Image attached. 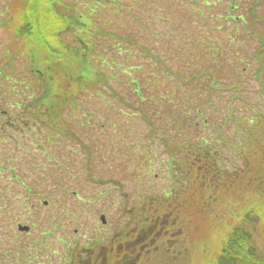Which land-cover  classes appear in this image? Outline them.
Wrapping results in <instances>:
<instances>
[{
    "label": "rangeland",
    "instance_id": "rangeland-1",
    "mask_svg": "<svg viewBox=\"0 0 264 264\" xmlns=\"http://www.w3.org/2000/svg\"><path fill=\"white\" fill-rule=\"evenodd\" d=\"M67 1L76 0L63 3ZM96 1L77 0L74 10L46 6L39 9L38 17L40 3L35 0H0V101L11 104L7 107L8 120H12L8 125L24 130L26 124L20 112L25 109L24 99L33 91L43 92L44 82L26 69L24 48L30 47L37 53L35 57L43 58L48 70L59 77L55 81L57 109H39L46 124H40L41 118L34 117L36 110L29 107L35 123L43 128L41 136H51V142L42 139L39 145L30 147V151L24 149L17 156V160H22L23 172L15 171L13 175L27 184L29 193L8 181L9 186L4 188L8 199L0 196L5 207L0 210V264H27V258L14 259L15 247L33 253L37 237L45 248L48 246L44 264H62L57 258L67 252L66 243L77 241L79 251L84 244L91 247L100 240L103 246L98 263L105 261L109 248L108 264H214L226 233L238 222H246L248 212H252L247 221L255 227V246L264 255V155L251 156L237 123L255 120V112L264 116V0H236L238 8L223 23L219 15L228 9L227 0L213 5L205 0H117L118 5L101 0V6L91 10ZM30 6L33 11L28 30L33 34L28 46L23 47L11 34L16 33L13 24L23 19L21 11ZM58 11L78 15L79 22L74 23L75 15L68 19ZM240 15L246 24L231 19ZM46 16L49 26H37L33 21ZM82 23L88 26L82 29ZM219 26V30L215 28ZM99 30L104 34L92 32ZM234 32L235 41H228ZM43 34L50 42L64 44L65 50L80 42L81 52L87 57L99 56L94 59L95 67L72 59L56 62L62 53L51 48V44L47 46L49 41L43 40ZM115 43L121 46L117 44V48ZM210 47L216 50L215 54H211ZM55 51L58 56L53 54ZM46 57L50 60L45 61ZM101 57L115 61L110 59L108 68L101 64ZM83 72L86 76L81 75L79 80ZM81 81L92 90L83 85L82 91L78 90ZM138 81L145 99L142 102L134 92ZM164 92L167 96L162 99L159 95ZM197 93L202 98L203 113L209 116L206 127L199 125L198 132L203 138L213 133L212 156L223 159H219L220 167L207 161L197 163L199 159L189 155L176 159L174 171L170 172L177 175L176 184L186 190L177 197L158 198L163 190L178 187L169 180L168 154L178 143L183 144L182 154L187 153L191 124L182 129L187 119L182 113L193 112ZM68 97L74 98L75 104L66 103L61 111L60 102L65 103ZM149 97H157L154 104L146 102ZM190 98H194L192 102ZM32 101L33 98L28 99L27 104ZM15 102L20 103L18 109H14ZM56 114L61 119L58 123ZM170 114L177 123L172 129L166 124ZM257 123L254 121L253 127ZM66 129L71 136L63 133ZM1 130L0 139L7 128ZM181 131L184 142L179 137ZM173 149L179 151V147ZM209 152L213 154L212 150ZM135 161L151 170L143 167V172L136 174ZM208 167L215 177L206 173ZM190 185L204 188L202 195L194 194ZM39 192H44L39 199L47 204L36 202L32 206L30 198ZM75 193L91 203H82ZM147 194L141 204V197ZM144 206L150 207L148 213ZM7 210L9 213H5ZM13 210L24 215H16ZM102 214L105 226L99 220ZM12 217L34 231L25 235L14 228L13 233L10 224H4ZM53 221H59L58 228L47 237ZM165 221L170 223L169 233L176 234V242L171 245L168 237L156 240L158 223ZM175 247L178 257L171 256ZM8 250L12 253L10 258L4 255ZM43 251L41 246L42 256ZM123 255L133 262H123ZM86 259L89 258L82 255L81 260Z\"/></svg>",
    "mask_w": 264,
    "mask_h": 264
},
{
    "label": "trees",
    "instance_id": "trees-1",
    "mask_svg": "<svg viewBox=\"0 0 264 264\" xmlns=\"http://www.w3.org/2000/svg\"><path fill=\"white\" fill-rule=\"evenodd\" d=\"M45 1H47L49 6L52 7V4H51L52 2L50 3L48 0H45ZM99 1H101V0H97L94 3V6L92 7L93 9L101 6ZM109 1L111 3H115L116 5L119 4V1H117V0H109ZM74 4H76V3H74ZM70 5L77 8L75 5H73V3H70L68 1L63 4V6H67L68 8L71 9ZM81 6L85 7L86 5H81ZM231 11H232V8H229L228 12H231ZM92 12H94V11H92ZM77 17H78V15H77ZM30 19L32 20V16L30 17ZM33 21L35 22V24L37 26H39V25H48L49 26L48 21L45 19L40 20V21H35L33 19ZM78 22H79V18H78ZM235 37H236V32H234L232 35L229 36V41L230 40L235 41ZM236 42H239V41H236ZM78 48H79L78 50H80V47H78ZM210 52H211V54H213V53L215 54L216 50L212 49V47H210ZM234 52L236 55L238 54V52L236 50ZM76 54H77L76 60L78 63L86 64V65L90 64L89 61L87 60L85 53H81L80 51H78V53H76ZM260 57H259V59H260ZM83 73L84 74H82V75L86 76V73L85 72H83ZM79 78H82L81 74H80ZM45 92H46V94H48L46 96L47 101L50 98L55 97L52 89L47 88ZM197 95H200V94L197 93ZM50 107L54 108L56 106L51 105ZM64 107H65V104L63 102H60L61 110H63ZM35 109L37 110L38 106H36ZM255 114L256 115H253V116H257V118L255 120L238 121L237 122V123H239L240 133L241 132L244 133V136L242 137L244 139V142L248 143L247 149L252 151L253 156H256V154L264 155V128H262V126H264V123L262 122L264 120V116L262 115V113L259 116L256 112H255ZM193 119H197V116H194ZM254 121L259 122L256 124L255 127H253ZM195 124L197 125V123H195ZM198 129L199 128L197 127L196 128L197 132H198ZM195 137H201V135L199 133L196 136H193L191 134V136L189 138H191V141H192V140H194L193 138H195ZM210 141H213L212 136L210 138H207V141H205V143L203 145L199 146V145L195 144L196 146L188 148V152L185 155L207 156V157L215 155V150L210 149V146H211ZM174 147L180 148L181 145L180 146L174 145L173 148ZM173 148L169 151L170 155L175 156V155L181 154V153L176 152V150H174ZM209 150H212L213 154L210 153ZM172 162L175 164L174 161H172ZM200 162H201V160H197V163H200ZM210 163L214 164V162H211V161H210ZM196 173H198V172H196ZM190 188H191V191L194 194H196L197 196L202 195V188H196V187L192 188L191 185H190ZM185 190L186 189H182V187H181V189L177 188V190L174 192L175 194H170V196H172V197L180 196L183 193V191H185ZM177 191L181 192V193L176 194ZM147 196L148 195H146L145 197H147ZM167 196H168V194L165 195V197H167ZM149 210H148V212H149ZM249 213H252V212H248V216H249ZM248 216H247L246 221L250 220V219H248ZM247 222H249V221H247ZM252 228L250 230L249 227H247L246 223H244V222H238L235 227L232 226V229L229 231V233L227 235V239L221 248L220 256H219L217 262L214 264H264V255L262 253H260L259 249H257V247L255 246L254 240H253L252 230H255V227L252 226ZM261 228H263L262 225H261ZM262 230L264 232V228ZM15 250H17V251L14 252L13 255H20L24 252V250L22 248H18V247H15ZM4 255L6 257L10 258L12 253H11V251L8 250L6 253H4ZM79 264H86V263L80 262Z\"/></svg>",
    "mask_w": 264,
    "mask_h": 264
},
{
    "label": "flooded vegetation",
    "instance_id": "flooded-vegetation-1",
    "mask_svg": "<svg viewBox=\"0 0 264 264\" xmlns=\"http://www.w3.org/2000/svg\"><path fill=\"white\" fill-rule=\"evenodd\" d=\"M1 115L2 116H0V129H2L1 131H3L5 128H7L8 129L7 132H9V126L6 124V118L3 116V113ZM3 144H5V141L0 139V146L3 145ZM3 150H4V148L1 146L0 147V151L2 153L0 152V155L3 154ZM6 160H9V159H6ZM25 165H27V163H25ZM8 167H9V165L4 166L3 163L0 164V178L1 179L5 177V179L8 180L10 178V176H8V174H11V173L8 170ZM17 171H22L23 172L22 165H21V167H18ZM4 184H6V182ZM128 258H130V257H126V255H123L122 258H120V259H122V261L124 262V260H126Z\"/></svg>",
    "mask_w": 264,
    "mask_h": 264
}]
</instances>
